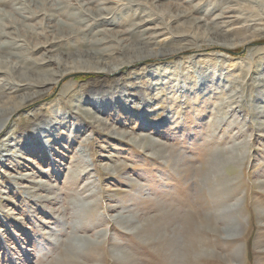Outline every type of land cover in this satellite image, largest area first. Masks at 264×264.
Returning <instances> with one entry per match:
<instances>
[{
  "label": "rangeland",
  "instance_id": "rangeland-1",
  "mask_svg": "<svg viewBox=\"0 0 264 264\" xmlns=\"http://www.w3.org/2000/svg\"><path fill=\"white\" fill-rule=\"evenodd\" d=\"M92 1L91 5L95 8L109 6L116 9V13L112 16L116 23L108 28H113L117 35L125 34L131 26L143 22V15L150 11L155 13L152 16L154 23L150 24V27H165L160 32L162 35L150 44L139 40L150 36L152 30L140 37L139 34L129 38L125 36L124 46L132 49L122 52L115 60L109 59L111 61L130 60L125 58L159 47L186 48H182L183 52L168 57L144 58L136 61L122 67V70L115 75L88 70L73 72L64 76L45 95L39 96L35 101L27 102V105L22 103L25 106L12 114L6 127L8 134L5 133L6 131H1L3 129L0 130V141L6 137L10 147H3L4 141L0 143V264H54L56 257L53 256L61 248L48 244L47 236L43 232L54 225L51 215L54 207L58 209L64 206L65 211L72 212L71 198L79 199L89 193L91 190L85 191L84 188L88 182L93 183L87 184V187L91 186L88 189L98 190L95 196L89 198L95 201L101 199L99 200L101 205L94 208L96 215L97 213L99 215L98 211L103 212L110 207V204L118 202L122 204L114 205V210L110 209V215L115 214V211L116 214L121 212L123 208L130 209V214L137 213V217L142 221L151 218L153 225L148 224L151 225L148 229L151 232L144 230L134 232V225L126 228L120 225L118 227L117 223L114 224L109 220V217L105 218L106 221L100 220L99 224V220L93 218L98 221V225L94 221L97 227L93 226L91 231L108 226L110 230L108 231L112 233L110 242L101 246L102 258L98 257L100 259L94 261L92 258L87 259L85 260L87 264L125 263L111 256L112 248H121L129 253L131 256L128 260L129 264H264V0H240L239 3L233 0H227L226 3L223 1L220 3L221 0H136L139 4L131 5L132 7L120 5L127 4L128 0ZM217 3L231 8V11L225 13L228 18L218 19V21H231L226 27L228 30L222 35L229 40V47L212 43L213 40L223 41L212 36L205 26V22H217L214 19L221 11L218 7L214 9ZM3 8L11 10L12 6L7 5ZM176 15L179 17L173 19ZM41 18L37 17L28 22L36 24ZM195 18L203 21L198 23ZM70 21L68 22L72 23ZM2 22L6 20H0V23ZM178 33L186 35L180 36ZM172 36L175 38L171 39ZM2 40L4 37L0 38V42ZM40 41H45V37L31 38L29 43L33 46ZM80 45L64 46L61 50L65 48L66 51L70 49L79 53L80 48L83 47ZM41 54L42 50L36 55ZM217 54H224L227 59L221 61L216 71H212L215 70L211 67L216 63ZM170 62L173 63L172 68L168 67L163 71L164 73L160 71L163 76L160 75L159 80L149 84L144 80L145 83L141 87L145 94L140 100L133 96V92L139 88L129 91L131 95L128 98L115 93L114 90H119L129 76L135 77L137 72L141 74V69ZM74 64L78 62L75 61ZM50 66L57 68L59 64L52 62ZM228 66H233L230 75L234 74L235 77L224 80V75L223 78L219 75V69ZM63 67L60 65V68ZM212 72L213 76L210 77ZM200 74H203V78ZM217 74L220 81L217 80ZM141 77L144 78V75ZM145 78L147 80L146 75ZM218 82L220 85L216 86ZM100 84L107 85V89L114 92L105 97L107 100L104 99L103 102L110 103L113 100L111 105L115 113L108 119L110 121L116 119L117 123L113 122L115 127L92 124V120L81 115L77 110L78 107L93 106L89 104L90 92L101 87ZM212 88L215 90L211 91ZM152 95H155V99L151 98ZM15 97H11L3 104L16 103L19 99ZM139 101H144L143 107L136 105ZM71 110L77 113L76 121H80L84 126L87 125L85 129L80 130V133H77L79 125L77 127L70 125L69 129L59 125L68 118ZM138 110L148 114L150 112L152 117L151 119L149 117L150 120L166 116L167 121L162 131L156 132L150 125H143L141 122L143 117L140 116V119L136 117ZM50 115V121L59 134L56 142H62V146L58 144L54 149L62 153V157L52 158L51 155L52 159L48 158L47 162L44 161L43 154L37 156L27 151L22 152L32 161L17 155H8L14 148L16 149V147L12 148L11 144L22 142L37 123ZM68 119L74 121L73 118ZM102 127H106V131ZM112 127L128 132V138L119 140L110 132L113 131ZM62 128L64 131H61ZM143 132H146V136L141 135ZM43 134L45 138L39 140L38 144L46 143L49 151L53 150L52 145L55 140L51 137V131ZM88 134L89 139L83 141ZM131 137L136 138L132 140L133 143ZM81 145L86 151H79L82 149ZM234 150L236 152L233 153ZM7 155L15 162L11 164L13 168L8 170L1 168L3 165L1 160L6 159L4 156ZM227 157L231 164L219 168L220 162H227ZM16 170L20 172L17 173ZM87 170L89 174H85ZM117 173L124 174L130 179L124 180V183L120 182L115 176ZM40 179L46 180L45 183L49 188L37 189L36 180ZM30 188L32 192H29ZM54 194H59L60 203L54 204L44 200ZM232 205L237 206L236 209L228 210ZM52 206L53 208H50ZM221 210H224V218ZM165 216L176 217L169 226L172 230L175 228L178 231L176 237L182 241H177L181 246L180 257H175L174 250L170 248L169 237L151 236L153 239L148 237L155 231L153 226ZM214 217L215 219L218 217L216 222L221 228L220 232L209 227L213 226L214 223L211 222ZM84 219L82 222L88 220V218ZM205 220L209 224H206ZM232 223L235 227L239 226L237 227L239 231L236 228V235L227 237L224 230ZM16 231L20 232L19 236L16 235ZM189 236L190 240H188ZM24 237L28 238L25 244L22 239ZM147 239L151 242L149 243ZM116 242L121 244L118 245ZM20 245L26 246L29 250L22 249ZM25 253L28 255L23 256Z\"/></svg>",
  "mask_w": 264,
  "mask_h": 264
},
{
  "label": "bare ground",
  "instance_id": "bare-ground-1",
  "mask_svg": "<svg viewBox=\"0 0 264 264\" xmlns=\"http://www.w3.org/2000/svg\"><path fill=\"white\" fill-rule=\"evenodd\" d=\"M149 1H157V0H149ZM222 1L225 3L227 2V0H221L220 3ZM233 1L236 3H239L240 0H233ZM220 3H217V5L214 6V9H217V7L219 9H221L220 13L217 14L215 19H214L217 22H214V21L208 22V23L205 22V26H206V29L209 31V33L212 34V36L218 37V39L220 38V40L223 41V42H220L218 40H213L212 43H214L218 46H221V47H229L230 46L229 40L225 39L224 38L225 36H222V35H223L224 31L226 32L228 30V29H226V27H228L230 25L231 21L230 20L218 21V19H223L225 17L228 18V16H225V13L231 11V8L229 6L223 7ZM91 4H93L92 0H0V20H2V19L6 20V22L0 23V38L4 37V40H2L0 42V104H1L0 105V130L3 129L1 131H6L5 133H7V130H8V128L6 130V127L8 125L7 123L10 121L12 114H15L18 110H20V108H23L25 106V105L23 106L22 103L26 104L27 102L35 101L36 99L39 98V96L45 95L51 88H53V86L58 84L60 82V80L68 74H71L73 72H79L82 70H88V71H93V72H104V73L115 75V74H118L122 70L121 69L122 67H125L126 65L133 64L136 61H141L144 58L168 57V56L175 54V53H181L184 51L182 48H186L184 46L169 47V48L159 47V48L150 49L146 52H139V53L132 55V56L129 55L127 58H125V59L129 58L130 60H126L129 62H126L124 59H121L119 61H114L115 59H117L122 54V52H125V51L132 49V47H125L124 46V44H126V43H124L125 42L124 39H126L125 36L129 38V37L133 36L134 34H137V35L139 34V37H140L141 35H144V34L150 32L152 30L150 36L148 35L146 37V39L140 38V40H139V41H143V42L150 44L153 41H155L159 36L162 35V34H160V32L165 27H160V26L150 27L151 26L150 24L154 23L153 22L154 17H152V16L155 15L154 12L150 11V12L146 13L145 15H143V20H142L143 22H140V24H138L139 22L137 24H134L133 26H131L127 30V32H125V34L122 33L120 35V33L118 32L119 35H117V32H115L113 28H108V26L114 25L116 23L115 18L112 17L116 13V9L111 8L109 6L95 8ZM137 4H139V3H136V0H128L127 4L121 3L120 5H123V7H132L131 5H137ZM7 5L12 6V9L6 10V8L5 9L3 8V6L6 7ZM15 5H17V6L14 7ZM150 13H152V14H150ZM179 15L184 16L183 14H179ZM37 17H42V18L36 24H33V23L31 24L28 22L29 20H34ZM59 17H61V18L59 19ZM178 17L179 16L176 15V16H174L173 19H177ZM67 19L71 20L72 23H69L68 22L69 20L67 21ZM195 19L198 23L203 21V20H200L197 18H195ZM214 23H215V25H214ZM81 26H83V27H81ZM22 32H23V34H22ZM121 32H123V31H121ZM178 35L184 36L186 34L178 33ZM41 36L45 37V41H40V42H37L35 45L30 46L29 42H30L31 38H39ZM172 38H175V37L172 36L171 39ZM78 44H81L80 46H83L82 48H80L79 53L74 52L73 50H70V49L66 51L65 48L63 50H61V48L64 46H67V47L68 46H71V47L76 46L77 47ZM236 46H238V45H236ZM41 50H42V54L37 56L36 55L37 52H39ZM143 54H145V55H143ZM139 55H143V57L135 58L136 56H139ZM112 58L114 60H112V61L109 60ZM226 59H227V57L224 54H217L216 60L214 59L216 61V63L214 65H212V67H211V69H215V70H212V71H216L217 70L216 67L220 66L221 61H225ZM75 61H77L78 64H74ZM52 62L53 63L57 62L59 64V66L57 68L51 67L50 63H52ZM172 64L173 63H171V62L170 63H164V64L162 63V64H157V65L147 66L141 70L139 69L140 71H142L141 74L139 72H137L138 74H136L135 77L129 76L128 77L129 79L128 80L125 79V81L126 80L127 81L120 87V89L114 90V91L116 94L121 95L125 98H128L131 95L129 91L132 92V90H134L135 88H139V90L133 92V96L137 100H140V97L145 94V91L141 87L142 84H144L145 81L148 84H149V82L153 83L154 81H156L160 77V75L163 76V74H162V73H164L163 71H166L168 69V67H170V69H171ZM60 65L64 66V67L60 68ZM232 69H234L233 66H228L227 68L226 67H220V69H219L220 70V72H219L220 77L222 76V78H223V75H224V78H223L224 80L225 79L228 80L229 78H232V77L234 78L235 77L234 74L230 75ZM160 71L162 73H160ZM133 72L134 71H132V73ZM224 72H227V73L224 74ZM142 75H144V78L141 77ZM145 75L147 77V80L145 78ZM178 75H179V73H178ZM219 75L217 74V80L218 81H220ZM200 76L203 78V74H200ZM212 76H213V72L211 73L210 77H212ZM136 77H138V78H136ZM135 78H136V80H135ZM180 79L182 80V78H180ZM230 80H232V79H230ZM168 81H169V79H168ZM168 81H166V82H168ZM218 83L219 84H216V86L220 85V82H218ZM95 86H97V85H95ZM99 86H101V87H98L97 90H91V92H90L91 95H90V99H89V101H90L89 104H93V106L88 105L87 107L86 106L78 107L77 110L80 111L79 113L81 115L88 117L90 120H92V124L95 123L98 126H111V125H113L115 127L113 122L117 123V121H115L116 119L115 118L111 119L113 121H110V119H108L110 116H114V113H115V111L113 110L112 105H111V104H113V100L110 103L103 102V100L106 99L105 97H107L108 95H110L114 92L107 89L108 86L105 84H100ZM215 88H219V87H215ZM215 88H212L211 91L215 90ZM187 91H188V89H187ZM5 92H6V94H5ZM16 93H18V94H16ZM14 96H16L15 98L19 99L16 103H13L12 105L3 104L5 102H7L8 100H10L11 97H14ZM154 96L155 95H152L151 98L155 99ZM102 97H104V98H102ZM84 100H86V99H84ZM141 101L137 102L136 105L143 107L144 101L143 102H141ZM140 112H142V113L139 114ZM70 113H69L68 118H73L74 121L71 119L73 121V123H71L70 119L65 118L63 121L60 122L59 125H61L63 128H68V129H69L70 125L71 126L75 125L76 127L79 125L77 133H80V130L85 129V127L87 125L84 126L80 121H76V119H78L76 117L77 116L76 112H72V110H71ZM150 115H151L150 112L148 114V113H144L142 110H138L136 117L139 119H140V116L143 117L141 119V122L143 123V125L148 124L151 126V128L155 129L156 132L157 131L161 132L162 127L164 126V124L167 121L166 116L165 117L162 116V118H159V119L156 118L154 120H150L152 118V117H150ZM50 117H51V115L49 117L45 118V120H43L42 122L37 123L32 128V130L27 134L29 136L28 137L25 136L26 138H24L22 142H19V143L16 142L15 143L16 145L11 144L12 148L16 147V149L14 148V150H13L14 152L12 151L8 155H10V154L17 155L20 158H23V159L30 161L31 158L29 156H24V154H23L24 152H22V151H27L28 153L34 154L37 156H40L41 154H43V156H44L43 159H44V161H47V162H48V158L52 159L55 156H61L62 153L60 154L59 152L55 151V149H54V148L58 147V144H61L62 142H60V143L56 142L59 134L57 132V128L55 127V125L52 123V121H50ZM149 117H150V119H149ZM114 127H112L113 131H110V132L114 133L115 137L119 138V140H120V138H128V132L123 131V130L119 131ZM63 128L61 129V131H64ZM105 128L106 127H102V129L104 131H106ZM47 131H51V133H52L51 137H52V139L55 140V142L52 145L53 150H51V151H49L50 149L47 148L46 143L43 144L45 147H42L43 145H41L40 143L38 144L39 140L45 138L43 133L47 132ZM75 131H76V129H75ZM151 132H153V130H151ZM141 135L146 136V132L141 133ZM89 136L90 135L88 134L87 138H84L83 141H87L89 139L88 138ZM3 138L4 139L1 140L0 143L2 141H4V142H2L3 147L10 148L8 146L9 143L6 142L7 138L6 137H3ZM140 138H142V137H140ZM130 140L133 143L132 140H136V138L134 139V137H131ZM61 146H62V144H61ZM18 148L21 152L18 150ZM3 150H5V149H3ZM79 151L84 152V151H86V149L84 148V146H82V149H79ZM229 152H230V150H229ZM234 152H236V151L234 150L233 153ZM157 153H158V151H157ZM4 155H5V153H4ZM8 155L4 156V158H6V159L1 160V164H3V165H1V168H5L7 170H8V168H11V167L13 168V166L11 164L15 163L14 161L9 159ZM51 155H52V158L50 157ZM74 157L76 158V156H74ZM77 157H79V156H77ZM231 160H233V159H231ZM227 162H228V157H227ZM227 162H220L219 168L228 167L229 165H226V164H231V163L230 162L227 163ZM107 168H108V166H107ZM85 169H86V167H85ZM106 170H108V169H106ZM110 171H111V169H110ZM16 172L18 173L20 171L16 170ZM5 174H9V173L5 172ZM58 174H59V172H58ZM85 174H89V171L87 170ZM11 176H14V175H11ZM115 176H117L118 180L120 182H123V183H124V180L128 179V176H126L124 174H118L117 173V174H115ZM14 177L16 178V176H14ZM129 177H130V175H129ZM95 180H96V178H95ZM45 182H46V180H41V179L36 180L37 189L43 190L42 188H45V187L49 188V185H46ZM91 183L88 182L87 184L91 185ZM87 184L84 185V188H86L85 191H88V190L89 191L91 190V191L89 193L85 194L86 196L83 194L84 196L83 197L80 196L81 198L78 197L79 199H77V198L72 199L71 198V202H72L71 205L73 206V208H72V212H69L70 214L67 211H65L66 209L64 208V206L60 207L58 209H56L54 207V212L51 211L53 213L51 215H53L54 225H51L49 227V229L45 230L43 233L46 234V236H47L46 241L48 242V244H50L54 247L59 246V248H61L60 251L56 252V254L53 256V257H56L54 264L55 263L56 264H87V262H85V260H87V259L91 260V258H92L93 261H94V259L95 260L100 259L98 257H101V252H100L101 246L103 243H108V241L110 240V235L112 232L111 233L109 232L110 230L108 229V226H105V227L102 226V228H99V229L96 228L97 230L91 231L93 226H96V224L94 223L95 220H99V222L98 221L97 222L100 224V220H105V218L107 219L109 217L110 221H112L114 224L117 223V226L120 225L123 228L131 227L134 225V229H133L134 232H139L140 230H144V231L149 232L150 231V230L148 231L149 227H151V225H153V224H151L152 223L151 218H147L146 220L142 221L141 219H139L137 217V213L136 214H130V209L124 210V208H123V210H121V212L116 214V211H115L114 212L115 214L110 215L109 214L110 209L114 210V205L118 206L119 204H122V203H118V202H117L118 204L117 203L110 204L109 205L110 207L108 209H104L103 212H101V210L99 209L100 211H98V212H100V213H99V215H98V213L96 215L95 214L96 209H94V208H96V206H98L99 204L101 205V202H99V200H101V199L99 198V199H96V201H95V200L89 198L90 196L93 197L96 195L97 189L96 190L88 189V188H91V186L87 187L88 186ZM261 186H263V184ZM114 189H121V188H114ZM29 190H31V188ZM27 191H28V189H27ZM29 192H32V190ZM45 193H46V191H45ZM24 195H26V194H24ZM76 195H77V193H76ZM43 196H46V194L45 195L43 194ZM43 196H41V197H43ZM127 197H128V195H127ZM60 199L61 198H60L59 194H56V195L54 194V195H51V196L44 198V200L50 201L51 203H54V204L60 203L61 202ZM132 199H134V198H132ZM37 201H38V199H37ZM50 202H48V203L50 204ZM120 202H121V199H120ZM137 202L138 201H136V203ZM142 202H143V200H142ZM162 204H163V202H162ZM124 205H125V203H124ZM232 206L228 207L229 208L228 210L234 211V209H236V207H237V206L236 207L233 206V208H232ZM50 208H53V206ZM115 208H117V207L115 206ZM143 208H142V210H143ZM155 208H156V206H155ZM218 208H219V206H218ZM137 209H138V207H137ZM139 209H141V208H139ZM218 210H220V209H217V211ZM163 211H165V210L163 209ZM193 211H194V209H193ZM223 211H222V218L225 217V215H223ZM202 213H204L203 210H202ZM214 213L217 214L216 212H214ZM48 214H50V213H48ZM157 215H158V213H157ZM258 215H260V214H258ZM31 216H34V215H31ZM95 216H97V217H95ZM6 217H7V215H6ZM84 218H88V220H86V222L85 221L82 222ZM93 218H95V220ZM96 218H98V219H96ZM175 218H176L175 216H174V218H173V216L171 218L165 216L162 219H160V221H158V223L155 224V226H153L155 228V231H153L152 234H149L148 237H151V236L152 237L164 236L166 238L169 237V241L171 242L170 248L172 250H174L173 253H174L175 257H180L181 253H182V252L180 253L181 246L177 241H181V240H178L176 237V234L178 231L175 230V228H173V227H172L173 228V230H172L169 226L171 221L173 222V220H175ZM261 218H262V214H261ZM152 219L155 220L156 218L155 219L152 218ZM216 220H218V217L216 219L214 217V220L212 222L209 221L211 223H214L213 226L210 225L209 227L215 228V230L220 232L221 228L218 226V223L216 222ZM206 221L207 220H205V223H206ZM190 222H192V221H190ZM199 222H200V220H199ZM98 223H97V225H98ZM148 224H151V225L149 226ZM201 224L203 225V223H201ZM206 224H209V223L207 222ZM202 225H200V226H202ZM61 226H65L66 228L65 227L61 228ZM161 226L163 228H161ZM99 227H101V225ZM174 227H175V225H174ZM194 227H196V226H194ZM228 227L229 228L225 229L226 231L223 229L225 235L227 237H232V236L236 235V231L238 229L237 227H239V226L235 227L232 223V225L228 226ZM19 228H20V226H19ZM238 231H239V229H238ZM16 233H17L16 234L17 236L20 235V232L16 231ZM67 233H69V235H67ZM21 235H22V233H21ZM177 236H179V235H177ZM112 237L113 236H111V238ZM189 238H190V236L188 237V240H190ZM22 239H23V242L25 244L28 238L24 237ZM140 239H142V238H140ZM173 240H174V242H172ZM147 241H148V239H147ZM33 243H35V242H33ZM117 244L119 245L121 243L119 242ZM189 244H191V243H189ZM161 246L163 247L162 244H161ZM21 247L24 250L28 249V248L26 249V246H23V245ZM16 249H18V248H16ZM50 249H52V248H50ZM110 250H111L110 253H111L112 257L121 261L122 263L125 262L126 264H129L128 260H129V257H131L129 253L124 252L121 248H112ZM21 251H23V250H21ZM106 252H108V251L106 250ZM200 252H202V250ZM27 255L28 254L25 253L23 256H27ZM82 257L84 258V260ZM175 257H174V260H175ZM171 261H173V258ZM125 263H123V264H125ZM39 264H41V263H39Z\"/></svg>",
  "mask_w": 264,
  "mask_h": 264
}]
</instances>
